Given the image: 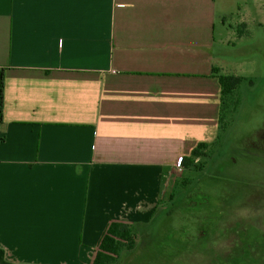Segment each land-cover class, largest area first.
Wrapping results in <instances>:
<instances>
[{
	"label": "crops",
	"instance_id": "crops-1",
	"mask_svg": "<svg viewBox=\"0 0 264 264\" xmlns=\"http://www.w3.org/2000/svg\"><path fill=\"white\" fill-rule=\"evenodd\" d=\"M255 1L239 23L264 29ZM226 3L0 0L9 262L92 264L111 221L152 220L182 158L219 137Z\"/></svg>",
	"mask_w": 264,
	"mask_h": 264
},
{
	"label": "rangeland",
	"instance_id": "rangeland-1",
	"mask_svg": "<svg viewBox=\"0 0 264 264\" xmlns=\"http://www.w3.org/2000/svg\"><path fill=\"white\" fill-rule=\"evenodd\" d=\"M224 1L234 31L217 51L225 75L245 78L232 97L236 106L201 160L204 170L182 167L174 175L152 220L135 225V248L122 250L115 264H264V29L252 22L241 35L237 9L261 3Z\"/></svg>",
	"mask_w": 264,
	"mask_h": 264
},
{
	"label": "trees",
	"instance_id": "trees-1",
	"mask_svg": "<svg viewBox=\"0 0 264 264\" xmlns=\"http://www.w3.org/2000/svg\"><path fill=\"white\" fill-rule=\"evenodd\" d=\"M245 31H240L241 35H245ZM239 32V33H240ZM213 75L219 78L222 96H221V115H220V129L223 124H226V115L231 106H236V102L232 101L234 93L242 84L245 78L233 75H222L219 70L214 68ZM4 99H5V71L0 70V121L3 120L4 114ZM264 137V131H263ZM4 140L0 137V143ZM213 144L200 143L191 153L189 157H183L181 166L186 170L203 171L205 168L202 159L208 156L207 151ZM187 180V181H185ZM186 185L189 181L184 179ZM184 185V186H185ZM137 233L135 225L132 223H125L122 221H111L103 233L92 264H115L120 253L124 249L132 250L136 246ZM0 264H14L6 259L5 251L0 248Z\"/></svg>",
	"mask_w": 264,
	"mask_h": 264
},
{
	"label": "built area",
	"instance_id": "built-area-1",
	"mask_svg": "<svg viewBox=\"0 0 264 264\" xmlns=\"http://www.w3.org/2000/svg\"><path fill=\"white\" fill-rule=\"evenodd\" d=\"M0 137H1V133H0ZM180 164H181V162H180Z\"/></svg>",
	"mask_w": 264,
	"mask_h": 264
}]
</instances>
